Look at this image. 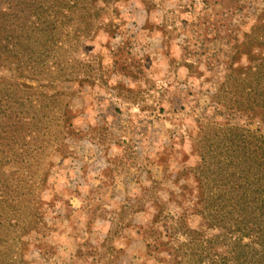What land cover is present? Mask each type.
I'll use <instances>...</instances> for the list:
<instances>
[{
	"label": "rangeland",
	"instance_id": "rangeland-1",
	"mask_svg": "<svg viewBox=\"0 0 264 264\" xmlns=\"http://www.w3.org/2000/svg\"><path fill=\"white\" fill-rule=\"evenodd\" d=\"M98 2L100 29L52 58L67 79L45 91L64 94L70 125L45 161L46 226L24 238L14 264H174L186 240L179 214L211 233L194 173L200 120L264 133L256 119L228 122L212 98L226 64L247 63L244 35L264 0Z\"/></svg>",
	"mask_w": 264,
	"mask_h": 264
},
{
	"label": "trees",
	"instance_id": "trees-1",
	"mask_svg": "<svg viewBox=\"0 0 264 264\" xmlns=\"http://www.w3.org/2000/svg\"><path fill=\"white\" fill-rule=\"evenodd\" d=\"M98 1L0 0V70L11 73L0 76V264H14L24 238L46 226L45 161L61 147L71 117L64 94L45 88L67 79L52 60L58 49L100 29ZM242 46L247 63L226 64L213 102L225 107L219 113L228 122L239 115L264 125V9ZM204 119L194 173L198 214L211 233L188 227L187 215L179 214L186 240L174 264H264V133Z\"/></svg>",
	"mask_w": 264,
	"mask_h": 264
}]
</instances>
